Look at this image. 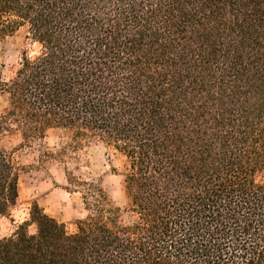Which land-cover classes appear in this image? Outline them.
Wrapping results in <instances>:
<instances>
[{"label": "trees", "instance_id": "obj_1", "mask_svg": "<svg viewBox=\"0 0 264 264\" xmlns=\"http://www.w3.org/2000/svg\"><path fill=\"white\" fill-rule=\"evenodd\" d=\"M20 31L0 71V219L24 171L2 146L15 134L59 131L42 157L60 163L114 150L126 203L65 168L76 230L33 202L0 264H264V0H0V42Z\"/></svg>", "mask_w": 264, "mask_h": 264}, {"label": "rangeland", "instance_id": "obj_2", "mask_svg": "<svg viewBox=\"0 0 264 264\" xmlns=\"http://www.w3.org/2000/svg\"><path fill=\"white\" fill-rule=\"evenodd\" d=\"M24 31L0 42V71L8 76L17 65L21 51L26 47ZM65 139L56 130H49L44 139L24 143L18 134L7 136L2 146L12 152L15 163L24 171L19 178V197L16 206L7 218L0 219V238L10 237L17 226L29 219V210L36 202L43 211L63 223L68 232L76 230L74 221L84 218L79 194L67 192L65 168L74 176L101 185L113 202L123 208L126 199L123 187L125 159L114 150L102 144L78 151L75 155L66 152L64 163L55 158H43L44 152H59ZM69 156L72 159H69ZM127 221V215L123 216ZM34 233L33 225L28 227Z\"/></svg>", "mask_w": 264, "mask_h": 264}]
</instances>
